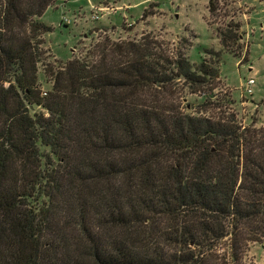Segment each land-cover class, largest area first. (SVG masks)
Segmentation results:
<instances>
[{"label":"trees","instance_id":"16d2710c","mask_svg":"<svg viewBox=\"0 0 264 264\" xmlns=\"http://www.w3.org/2000/svg\"><path fill=\"white\" fill-rule=\"evenodd\" d=\"M58 1L0 0V264H243L264 246V128L214 93L222 52L160 63L107 37L56 68L39 19ZM241 29L216 30L235 56Z\"/></svg>","mask_w":264,"mask_h":264},{"label":"rangeland","instance_id":"374dc122","mask_svg":"<svg viewBox=\"0 0 264 264\" xmlns=\"http://www.w3.org/2000/svg\"><path fill=\"white\" fill-rule=\"evenodd\" d=\"M209 0H59L39 19L52 28L42 37L48 52L45 63L64 65L71 59L83 57L89 48L107 37L123 39L147 48L149 59L166 63L185 54L193 65H199L210 49L222 52L221 81H217L215 94L226 95L234 102L231 106L243 126L257 125L264 121V79L256 77L257 87L253 97L246 96L249 104L243 105L241 83L250 77V65L264 69V0H222L221 12L211 17L213 27L207 24ZM104 9L99 12V9ZM151 15L144 17L145 10ZM94 14L99 19L93 21ZM251 14V15H250ZM252 16V19H249ZM64 17L72 19L67 25ZM76 17V22H74ZM231 21L241 23L244 50L235 55L226 52L220 44L217 28H225ZM248 27V28H247ZM247 31V32H246ZM122 41V42H123ZM248 47L247 61L244 60ZM77 48L79 56H73ZM242 55V56H241ZM239 56V57H238ZM44 64V62H43ZM45 67H39V79L44 91L49 92L53 81L45 79ZM174 90L183 103H199L201 95L190 94L184 81H174ZM260 90V91H259ZM228 112H232L228 110ZM243 264H264V246L251 243Z\"/></svg>","mask_w":264,"mask_h":264},{"label":"built area","instance_id":"2783aa9c","mask_svg":"<svg viewBox=\"0 0 264 264\" xmlns=\"http://www.w3.org/2000/svg\"><path fill=\"white\" fill-rule=\"evenodd\" d=\"M104 9H99V12L100 11H103ZM64 22L67 24V25H71L73 23L72 19H70L69 17H64ZM93 21H97L99 19V16L98 14H94L93 17H92ZM74 22H76V17H74ZM123 41V39L121 40H118V42H121ZM73 56L74 55H78L79 56V51L77 50V48H74L73 49ZM77 59H81L83 57H76ZM256 84H257V81H256V78L255 77H250L248 78L245 82H243L241 84V92H242V102H243V105H246V104H249V100H247L245 97L246 96H250V97H253L255 95V87H256ZM43 95H47V92L43 90Z\"/></svg>","mask_w":264,"mask_h":264},{"label":"crops","instance_id":"0c3cea01","mask_svg":"<svg viewBox=\"0 0 264 264\" xmlns=\"http://www.w3.org/2000/svg\"><path fill=\"white\" fill-rule=\"evenodd\" d=\"M251 15V14H250ZM249 19H252V16L250 17L249 16ZM248 28V27H247ZM247 32V31H246ZM247 45V44H246ZM249 53V52H248ZM245 56V55H244ZM251 66V69H250V77H261L262 76V74L264 73V69L259 65V67L258 66H255V65H250ZM249 77V78H250ZM262 78L264 79V75L262 76ZM242 84V83H241ZM256 87H257V84H256ZM256 87H255V89H256ZM260 91V90H259ZM255 94H256V92H255ZM255 96V95H254ZM254 96H253V103L255 104V106H257L256 105V103H255V101H254ZM250 102V101H249ZM255 123H257V125H263L264 126V121H257V122H255Z\"/></svg>","mask_w":264,"mask_h":264}]
</instances>
